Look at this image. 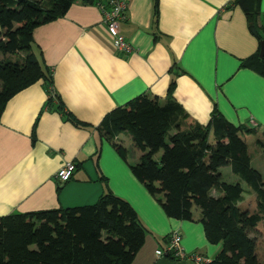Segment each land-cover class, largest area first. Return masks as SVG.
Instances as JSON below:
<instances>
[{"label":"crops","instance_id":"obj_1","mask_svg":"<svg viewBox=\"0 0 264 264\" xmlns=\"http://www.w3.org/2000/svg\"><path fill=\"white\" fill-rule=\"evenodd\" d=\"M124 1L126 18L119 34L132 46L130 54L115 51L101 8L82 0L65 17L34 31L33 50L40 49L51 68L65 111L91 129L75 128L60 114L45 111L33 143V124L47 97L42 82L14 96L0 117V218L90 206L110 190L133 208L147 231L131 264H195L155 255L167 247L173 232L181 235L185 254H199L210 262L220 246L207 242L202 224L167 218L129 169L140 153L132 160L126 154L124 162L107 142H100L95 128L105 115L137 96L156 97L163 104L174 79L172 99L188 124L205 126L216 108L232 125L254 128L253 136L264 141V78L242 67L261 44L249 30L244 9L229 7L233 0H159L156 22L153 0ZM256 5L255 29L262 33L264 0ZM124 139L132 143L128 135H120L123 148ZM67 164L76 168L61 185L55 175ZM199 215L195 210V220ZM260 234L257 227L251 235L257 249Z\"/></svg>","mask_w":264,"mask_h":264},{"label":"trees","instance_id":"obj_2","mask_svg":"<svg viewBox=\"0 0 264 264\" xmlns=\"http://www.w3.org/2000/svg\"><path fill=\"white\" fill-rule=\"evenodd\" d=\"M76 1L0 0V117L14 96L42 82L47 97L33 124V143L45 111L60 114L75 128L91 129L65 111L53 86L51 68L45 64L41 50H33L34 31L65 17ZM256 2L259 0H233L229 7L244 9L249 30L261 44L264 27L262 33L255 29ZM82 3L108 10L110 0ZM153 10L156 22L159 0H153ZM259 53L260 49L242 67L264 78V57ZM174 87L171 79L163 104L156 97L140 95L109 112L95 128L100 142H107L127 163L126 150L117 139L120 135L131 138L140 157L129 169L165 216L198 221L207 242L220 246L218 255L206 264H263L251 235L264 222V182L251 166L242 139L243 135H255L256 130L232 125L216 108L205 126L188 124L182 107L172 99ZM255 143L264 153V141L257 139ZM159 152L160 158L155 160ZM224 167L238 177V183L222 181L220 169ZM241 183L255 195L253 213L239 207L244 200ZM195 210L200 213L198 220ZM146 232L133 208L106 190L90 206L1 217L0 264H131Z\"/></svg>","mask_w":264,"mask_h":264},{"label":"built area","instance_id":"obj_3","mask_svg":"<svg viewBox=\"0 0 264 264\" xmlns=\"http://www.w3.org/2000/svg\"><path fill=\"white\" fill-rule=\"evenodd\" d=\"M127 4L124 0H110L109 9H101L103 15V24L105 25L107 31L113 37V48L118 53L130 54L133 51L131 45L126 43L124 38L119 34V24L126 18ZM262 22L264 27V15L262 16ZM75 171V166L73 164H67L61 167L55 175L56 181L64 185L70 181L73 173ZM182 237L179 233L173 232L169 236V243L167 247L163 250L157 249L155 255L160 257H168L169 255L174 260L178 261H192L195 264H206L207 259L199 254H185L181 246Z\"/></svg>","mask_w":264,"mask_h":264},{"label":"rangeland","instance_id":"obj_4","mask_svg":"<svg viewBox=\"0 0 264 264\" xmlns=\"http://www.w3.org/2000/svg\"><path fill=\"white\" fill-rule=\"evenodd\" d=\"M123 137V135H122ZM244 140L246 141L247 147H248V154L250 155L251 161H252V167L255 170H260V172L262 173L263 176V181H264V153L263 150H261L260 148L257 147L256 145V140L258 139V137L253 136V135H245L243 136ZM127 139V137L125 138ZM124 139V140H125ZM124 149H126V154L128 159L132 160L133 156L135 154H139V151H137L133 146L132 143L130 142V140H128V142L125 140L124 143ZM161 153H157L154 157L155 160H158L160 158ZM221 178L222 181L227 183V184H235L237 183V181H235V179H238L237 176L233 175L231 173V170L224 167L221 168ZM241 186L244 189V193H243V202L240 203V208L242 210H247L250 213H253V208L256 205V200H255V195L252 192H248L249 189L247 188V186L243 183H241ZM212 194V193H211ZM264 222L259 224V229L261 230V234L259 235L258 241H259V245H258V255L259 258L264 261ZM252 237V236H251Z\"/></svg>","mask_w":264,"mask_h":264},{"label":"water","instance_id":"obj_5","mask_svg":"<svg viewBox=\"0 0 264 264\" xmlns=\"http://www.w3.org/2000/svg\"><path fill=\"white\" fill-rule=\"evenodd\" d=\"M259 57L260 58L264 57V41L261 42V49H260Z\"/></svg>","mask_w":264,"mask_h":264}]
</instances>
